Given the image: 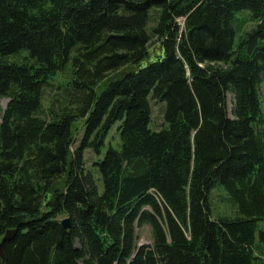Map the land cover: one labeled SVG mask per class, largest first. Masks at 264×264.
I'll list each match as a JSON object with an SVG mask.
<instances>
[{
    "label": "trees",
    "instance_id": "1",
    "mask_svg": "<svg viewBox=\"0 0 264 264\" xmlns=\"http://www.w3.org/2000/svg\"><path fill=\"white\" fill-rule=\"evenodd\" d=\"M263 84L264 0H0V264H264Z\"/></svg>",
    "mask_w": 264,
    "mask_h": 264
},
{
    "label": "rangeland",
    "instance_id": "2",
    "mask_svg": "<svg viewBox=\"0 0 264 264\" xmlns=\"http://www.w3.org/2000/svg\"><path fill=\"white\" fill-rule=\"evenodd\" d=\"M239 19L245 20V23L243 24V29L246 30L252 26V24L248 20H246V19H249L248 13H244L240 15ZM178 23L182 26V28H184V20H179ZM154 25H155V22L151 24L152 27ZM156 47L157 46H155L153 50L156 49ZM155 52L157 53L158 51L156 50ZM61 79L64 80L65 78L62 76ZM53 90L54 88H52V90L50 89L47 90L46 95H45L47 99H50L49 97L50 95L53 94ZM262 95L264 96V84L262 86ZM7 103H8L7 98L0 99V122L2 118V112L6 108ZM227 104H228V111L229 113H231V109L233 105V97L230 93L227 95ZM164 108H165V105L163 103H158L157 101L152 100L153 113H152L151 127L153 130L160 131L166 127L167 124L164 118ZM117 126L118 124L115 125L114 129H116ZM115 132L116 131H113L110 133L109 139L112 137L111 135H116ZM82 133H83V128L80 127L79 132L77 134V137L79 136L78 140L82 136ZM85 160L87 163V168L90 169L95 160V156L91 149L86 151ZM218 187L219 188L214 189L211 194V201H212V207H213L212 214H211L212 219H217L219 217H223L224 215H233L236 212L235 209L229 205L228 196L225 193V191L221 188V186H218ZM152 193L156 194V192L153 190H152ZM154 197L161 203V200L157 194L154 195ZM138 233H139V241H138L139 245L152 243V231L150 227L144 226L142 229L138 231ZM257 239H258V234H257Z\"/></svg>",
    "mask_w": 264,
    "mask_h": 264
},
{
    "label": "water",
    "instance_id": "3",
    "mask_svg": "<svg viewBox=\"0 0 264 264\" xmlns=\"http://www.w3.org/2000/svg\"><path fill=\"white\" fill-rule=\"evenodd\" d=\"M156 50L158 51L157 53L155 52ZM151 55H152V60H159V61L162 60L164 57L163 44H160L154 50L152 49ZM61 223H62V226L64 227V229H66V230L69 229V227H70L69 218L63 219ZM15 233H16L15 230L7 231V233L5 234L3 240L0 244V255L3 258V262H5V260H6L4 245L7 241H10L14 237Z\"/></svg>",
    "mask_w": 264,
    "mask_h": 264
}]
</instances>
